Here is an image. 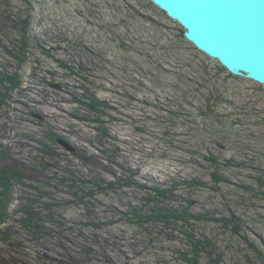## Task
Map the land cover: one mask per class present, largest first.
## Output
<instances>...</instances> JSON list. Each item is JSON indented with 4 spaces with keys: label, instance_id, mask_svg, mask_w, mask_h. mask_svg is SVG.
Instances as JSON below:
<instances>
[{
    "label": "rangeland",
    "instance_id": "obj_1",
    "mask_svg": "<svg viewBox=\"0 0 264 264\" xmlns=\"http://www.w3.org/2000/svg\"><path fill=\"white\" fill-rule=\"evenodd\" d=\"M4 1L10 19L0 23V71L18 69L8 50L25 41L27 58L18 69L21 89L1 108L8 138L0 141L26 165L47 164L48 177L66 178L68 168L77 178L105 182L115 177L83 164L61 143L46 139L59 154L56 165L23 134L45 140L53 131L91 154L112 149L113 161L139 170L140 186L118 185L86 197V204L58 207L64 225L46 222L50 234L39 237L13 214L3 224L13 226L11 245L0 243V256L9 264L68 257L85 264H190L182 256L192 258L197 244V264H264L261 84L196 49L149 0H31L29 7L0 0L2 8ZM86 91L107 104L91 111L93 121L80 118L90 112L89 101L73 99ZM113 168L121 176L114 162ZM49 183L17 186L11 212L39 190L42 201L53 203L80 195ZM156 184L168 189L165 196L155 194ZM167 209L190 216L147 219Z\"/></svg>",
    "mask_w": 264,
    "mask_h": 264
},
{
    "label": "trees",
    "instance_id": "obj_2",
    "mask_svg": "<svg viewBox=\"0 0 264 264\" xmlns=\"http://www.w3.org/2000/svg\"><path fill=\"white\" fill-rule=\"evenodd\" d=\"M26 5L28 4V7L31 3V0H23ZM6 4L7 2L4 1ZM9 6L6 4V7H3L0 5V23L1 21H5L10 19L9 15ZM28 25V20H24V27L26 29ZM1 26V25H0ZM24 29V33L26 32ZM16 51V52H15ZM8 52L15 58L16 61V67L19 69L23 63L26 62L27 58V44L26 41L23 42L22 45H19L16 50ZM224 68V67H222ZM7 70V67L4 68ZM18 69L12 73H8L3 71H0V121L1 117L5 115L4 111H2V106L7 105L8 101L11 99L12 91L21 89L22 80L19 75ZM225 69V68H224ZM74 100L80 102H86V105L90 107V112L87 115L80 116L81 119L84 120H96L95 117H93L91 114V111H98L97 113H101L103 111V108L105 105H107L105 102H99V100L90 94L89 92H83V94L75 95L73 97ZM83 100V101H81ZM100 106V111L96 110V108ZM100 119V117H99ZM7 123H0V139H7L8 136L6 134V126ZM100 135L102 137L106 136V132L101 129ZM24 137L29 138L30 140H35L38 143L37 149L44 155L45 157L50 158L54 164H58L59 162V154L56 152L54 148L51 147V145L47 144L46 139L49 140L52 144H55L57 139H59L60 135L56 134L53 131H47L44 135L45 140L36 139L33 135L29 136L28 134H23ZM100 137V136H99ZM97 137V139L104 144V138ZM115 152L112 149H104L103 151H100V154H91L89 153L85 148H76L72 151V155L79 159L83 164L89 165L95 169H101L104 171H107L111 173L114 177V181L105 182V180L99 176L94 177L93 179L90 178H77L74 175V172L68 168L64 170V173L66 174V178H59L57 175H52L48 177L45 173L47 167V164H37V165H26L23 162L19 161L13 154L12 149L9 145H5L0 141V243L4 244H10L11 245V238L13 235V226L12 225H4L8 222V220L11 219L13 214L18 215L21 214L20 221L23 224V226L27 228H31L33 230L32 237H39L40 234H50L49 231L46 230L45 223L46 222H56L63 226V222L61 220L60 214L57 213V208L61 206L70 205L72 203H83L86 204L87 201H85L86 197H94L96 194H102L107 193L108 191H111L115 189L118 185H130V184H136L140 186L139 183H137L134 180L135 175L138 174L139 170L133 169L131 167H125L123 164L118 163L117 161H113ZM101 158V159H100ZM105 161V163H104ZM111 162V163H110ZM113 162L114 165L122 170L121 176H117L116 171L113 168ZM123 175V176H122ZM54 180V188L58 189V187L61 185L63 186L66 184L70 190L74 191V194H77L78 192L80 195L77 197L76 200H67L62 201L61 203L57 202H47L42 201V198L45 197L44 193L42 191H36V195L29 196L25 198V201H20L19 204L13 209L11 212V206L15 200V189L17 186H24L31 185L32 183L36 184H47L51 185L49 183V180ZM70 182V183H69ZM29 187V186H28ZM35 189H38L36 186H32ZM80 189V190H79ZM155 194L165 196L166 192H168V189L161 188L158 184L156 186L152 187ZM29 195V194H26ZM87 210H89L87 208ZM133 213L135 216L138 217L139 221L143 220V217L139 214H137V210H133ZM58 217V219L56 218ZM189 214L187 212L183 211L178 213L175 210L167 209L164 212H158L151 214L147 217V219H157V220H163L165 223H170L173 220L176 219H182L187 220L189 218ZM199 218V217H198ZM230 220H227L225 223V226H229ZM93 224V223H92ZM233 229V225H232ZM234 230L235 225H234ZM16 245H21L19 242L15 243ZM86 254L90 253V248H85ZM193 257L187 258L186 255H183L182 257L188 261L190 264H197V257H198V245H193ZM14 262L17 260L12 258ZM0 262L9 264L8 261L3 259L0 256ZM58 264H85L84 261L75 259L74 257H68L67 260H59Z\"/></svg>",
    "mask_w": 264,
    "mask_h": 264
},
{
    "label": "water",
    "instance_id": "obj_3",
    "mask_svg": "<svg viewBox=\"0 0 264 264\" xmlns=\"http://www.w3.org/2000/svg\"><path fill=\"white\" fill-rule=\"evenodd\" d=\"M183 27L193 46L264 89V0H149ZM68 151L75 147L58 139Z\"/></svg>",
    "mask_w": 264,
    "mask_h": 264
}]
</instances>
